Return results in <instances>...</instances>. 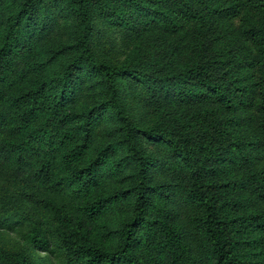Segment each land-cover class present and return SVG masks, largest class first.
<instances>
[{
  "label": "trees",
  "instance_id": "1",
  "mask_svg": "<svg viewBox=\"0 0 264 264\" xmlns=\"http://www.w3.org/2000/svg\"><path fill=\"white\" fill-rule=\"evenodd\" d=\"M0 6V172L23 212L3 220L28 222L24 244L60 264H264V0ZM97 20L134 41L121 64L94 56ZM0 264L36 262L0 246Z\"/></svg>",
  "mask_w": 264,
  "mask_h": 264
},
{
  "label": "rangeland",
  "instance_id": "2",
  "mask_svg": "<svg viewBox=\"0 0 264 264\" xmlns=\"http://www.w3.org/2000/svg\"><path fill=\"white\" fill-rule=\"evenodd\" d=\"M5 9L0 6V23L4 21ZM94 34H93V50L94 56L101 61L121 64L126 54L130 50L134 41H132L125 32L118 28H109L102 24L100 21H94ZM61 42V36L57 31L42 44L43 49H56ZM62 59L56 60L53 65V69L59 70ZM119 97L127 110L128 117L139 123L141 126L146 125L152 118L153 108L146 102L143 97V93L138 87H136L129 79L121 80L118 85ZM82 100H79L81 105ZM97 146L96 142H93V149ZM145 152L158 158L159 160H167L169 158L168 150L162 145H150L145 143ZM91 150L90 152L94 151ZM124 185V183H123ZM13 194V186L6 174L0 172V246L7 250H22L26 252L36 264H60L59 258L55 256H48L46 254L35 253L29 246L21 241V232L23 229H27L28 222L20 223V226L16 223H9L7 220H3V214L5 211H11L13 220L20 219L19 215L23 212L14 208L11 204V196ZM8 207V210L5 208ZM5 210V211H4ZM18 215V216H17Z\"/></svg>",
  "mask_w": 264,
  "mask_h": 264
}]
</instances>
